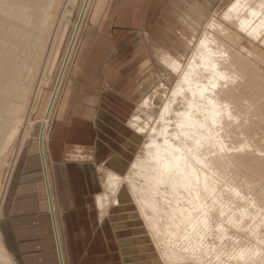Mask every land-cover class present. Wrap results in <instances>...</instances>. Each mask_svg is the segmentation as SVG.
<instances>
[{"label": "rangeland", "instance_id": "1", "mask_svg": "<svg viewBox=\"0 0 264 264\" xmlns=\"http://www.w3.org/2000/svg\"><path fill=\"white\" fill-rule=\"evenodd\" d=\"M49 1L0 0V52L3 54L0 53V247L4 249L2 219L13 191L15 194L20 184L36 179L37 138L48 100L56 93V79L84 5V0ZM181 1L91 0L62 73L50 122L45 128L47 142L57 138L61 143L63 140L79 143L87 150L96 148L103 156L99 164L91 160L96 184L88 188L91 201L81 202L94 218L92 227L83 235L88 243L95 241L88 264H173L160 259L162 255L156 238L151 236L135 201L125 202L127 209L119 208L114 201L104 223L100 222L99 210L94 205L95 194L107 190L103 178L108 163L122 154L121 149L124 151L121 159L132 167L131 185L132 182L139 185L146 179L135 172L137 168L133 162L147 159L151 150V154H159L162 163L160 150L166 147L167 140L173 142L170 150L175 161L165 173L174 180L166 179L169 184L161 183L157 194L161 206L157 212L161 229L158 245L180 251L178 256H183L185 264L264 262V84L246 78L240 89H230L221 100L213 98L210 95L218 93L225 78L213 75L217 68L213 66V54L201 49L207 31L220 34L213 30L211 22L221 23L233 34L231 39L224 34L219 37L234 44L255 66L257 74L264 76V22L261 21L264 13L254 18L262 29L255 37L249 34L248 28L239 27L242 19L239 15L234 21L227 18L226 12L236 0H207L211 6L200 9L201 14L190 8L188 0H184V4ZM241 12L244 16L249 10ZM22 13L27 15H17ZM32 16H36V21ZM39 37L42 39L38 43ZM214 48L218 49L216 44ZM166 54L182 63L178 70L168 66L172 73L170 78L159 66L160 62L165 65L162 60ZM185 75L190 77L191 87L196 79L204 85L197 83L202 87L198 92L186 88L184 93H178L172 109L167 112L166 103L172 92L180 89L183 84L180 78ZM230 83L225 86L227 89L231 88ZM233 90L234 93L249 91L248 95L241 94L243 99L238 100L246 110L243 114L235 112ZM8 102L24 107L6 108L10 106ZM12 108L18 111L21 119L19 116L13 118L16 112H12ZM195 111L199 114L195 115ZM137 116L144 129L140 130L141 139L136 141L129 120ZM12 125L16 127L15 134L8 138ZM200 159L206 164L199 162ZM182 166L190 173L196 171V190L191 185L185 186L189 178L180 171ZM195 180L192 177V182ZM125 184L129 185L128 180ZM148 213L152 215L151 210ZM205 219L207 224H204ZM110 221L118 226L117 237ZM128 237L137 238L135 240L141 242L137 244L147 247L146 252L124 255L116 243L118 238ZM197 244L207 247L192 252L191 246ZM243 251H248L249 255L244 256ZM9 255L13 263L7 264H17L15 257ZM131 255L137 257L134 259ZM3 259L0 258V264H5ZM175 263L182 264L179 260Z\"/></svg>", "mask_w": 264, "mask_h": 264}, {"label": "crops", "instance_id": "2", "mask_svg": "<svg viewBox=\"0 0 264 264\" xmlns=\"http://www.w3.org/2000/svg\"><path fill=\"white\" fill-rule=\"evenodd\" d=\"M188 1L191 2L190 8L198 12L211 6L207 0ZM181 2L184 4V0ZM134 139L139 140L138 137ZM63 141L61 143L57 138H53L51 143L46 141L41 153L38 140L36 153L39 164L34 168L37 169L34 170L37 171L34 173L37 175L36 179L20 184L15 194L13 191L10 196L2 222L5 227V247L15 257L17 264H88L92 256L95 241L88 243L83 235L92 227L94 218L81 202L91 201L88 198V188L96 184L93 177L94 163L91 160L95 159L99 164L102 152L96 148L87 150L85 145L79 143ZM120 152L123 154L124 151L121 149ZM121 155L117 154L105 170L103 181L107 190L96 193L94 197V205L99 210L100 222L103 223L108 219L111 204L116 202L113 195L109 194L108 174L120 173L128 166ZM95 167L98 168V165ZM99 197L104 200L103 206L99 204ZM117 206L128 208V205L121 203H117ZM114 207L115 205L112 206L113 209ZM110 222L114 231L112 233L117 237L118 226ZM135 239L137 238H118L116 245L124 255L146 252L147 247L137 244L141 242ZM131 256L134 259L137 257Z\"/></svg>", "mask_w": 264, "mask_h": 264}, {"label": "bare ground", "instance_id": "3", "mask_svg": "<svg viewBox=\"0 0 264 264\" xmlns=\"http://www.w3.org/2000/svg\"><path fill=\"white\" fill-rule=\"evenodd\" d=\"M20 1V0H19ZM44 1V0H43ZM52 0H50L49 2H51ZM55 1H57V0H55ZM90 1L91 0H84V5H83V8H81V10H80V19H79V21H78V23H77V25H76V28H75V31H74V33H73V35H72V38H71V43H69V46H68V48H67V51H66V53H65V55H64V59H63V66L61 67V71H60V74H59V77H58V79H56L57 81H56V85H55V92L56 93H53V95H52V97H51V99L50 100H48V103H47V106H46V116H45V120H44V123H43V125H42V130H43V132L41 133V135L39 134V136H38V140L40 141V147L42 148V150H44V148H45V143H46V141H47V137H46V132H45V128L46 127H48L47 126V124L50 122L49 121V118H51V117H49L50 115H51V112H52V108H53V106H54V103H55V99H56V96H57V94H58V90H59V88H60V79H61V76H62V73H64L63 71H64V69H65V66H66V64H67V62H68V60H69V58H70V56H71V53H72V50H73V48H74V44H75V41H76V38H77V35H78V33H79V30H80V28H81V23H82V21H83V18H84V15H85V13H86V11H87V9H88V7H89V4H90ZM38 2V1H37ZM40 2H41V0H40ZM235 3L234 4H232V6H231V8L226 12V15H227V18L228 19H230L231 21H234L235 20V18L236 17H241L242 19L240 20V22H239V27H241L242 29H246V28H248L247 30H248V32H249V34L250 35H252V36H255V37H257L258 35H259V33H260V31L262 30L261 29V27L259 26V24H258V21H255L256 19H254V18H256V16L258 17V15L261 13V12H263L264 13V0H236V1H234ZM52 3V2H51ZM56 3V2H55ZM59 3V2H58ZM69 3V2H68ZM71 3V2H70ZM73 3V2H72ZM57 4V3H56ZM9 5V4H8ZM10 5H11V3H10ZM49 5H50V3H49ZM48 5V6H49ZM53 4H51V8H52V10H53V8H54V6H52ZM55 5V4H54ZM58 5V4H57ZM74 5V4H73ZM0 6H2L1 4H0ZM37 6H38V4H37ZM47 6V5H46ZM47 6V7H48ZM14 7V6H13ZM55 7L57 8V6L55 5ZM16 8V7H15ZM23 8V7H22ZM45 8V7H44ZM43 8V9H44ZM49 9H50V11L53 13V11L51 10V8L50 7H48ZM55 8V9H56ZM1 9V8H0ZM10 9V8H9ZM13 9V8H12ZM25 9V8H24ZM23 9V10H24ZM54 9V10H55ZM66 9H67V7H66ZM244 9H248L249 10V12L247 13V15L245 14L244 16H243V14H240V13H243V12H241L242 10H244ZM40 10V9H39ZM39 10H37V11H39ZM42 10V9H41ZM40 10V11H41ZM13 11V10H12ZM11 11V12H12ZM15 11V10H14ZM13 11V12H14ZM17 11V10H16ZM15 11V13H18V11L20 12V11H22V10H18L17 12ZM29 11H31V9L29 10L28 9V13H30ZM43 11V10H42ZM45 11V10H44ZM47 11V10H46ZM46 11H45V13H46ZM64 11V10H63ZM71 11H72V9H71ZM231 11H233V12H231ZM246 11V10H245ZM3 10H2V14H3ZM55 12V11H54ZM10 13V12H9ZM40 13V12H39ZM42 13V12H41ZM40 13V14H41ZM66 13H67V11H66ZM7 14V13H6ZM14 14V13H13ZM24 14V16L25 15H27V14H25V13H22V14H17V15H23ZM39 14V15H40ZM44 14V13H43ZM42 14V15H43ZM64 14V13H63ZM29 15V14H28ZM33 15H34V13H33ZM46 15H48L47 13H46ZM239 15V16H238ZM1 16V15H0ZM38 16V15H37ZM52 16H53V14H52ZM55 16V15H54ZM63 16V15H62ZM43 17H44V15H43ZM45 17H47V16H45ZM44 17V18H45ZM13 18V17H12ZM20 18V17H19ZM26 18H28V16L26 17ZM30 18V17H29ZM40 19H41V17H39ZM44 18H42V21L43 20H45ZM49 18V17H48ZM54 18V17H53ZM61 18V17H60ZM65 18V17H64ZM263 19L261 20L262 22H264V17H262ZM10 19V18H9ZM32 19L34 20V21H36V16H35V18L32 16ZM31 19V20H32ZM38 19V18H37ZM62 20H63V18H61ZM257 19H260V18H257ZM2 20V19H1ZM11 20V19H10ZM31 20H30V22H31ZM47 20V19H46ZM15 21V20H14ZM17 21V20H16ZM34 21H32L33 22V24L35 23ZM38 21H40L39 19H38ZM48 21V20H47ZM51 20H49V22H50ZM1 22V21H0ZM31 22V23H32ZM44 22V21H43ZM52 22V21H51ZM63 22H64V20H63ZM20 23V22H19ZM37 23V22H36ZM39 23H42V22H39ZM58 23V22H57ZM24 24H25V22H24ZM23 24V25H24ZM29 24V23H28ZM45 24V23H44ZM1 25V24H0ZM10 25H12V24H10ZM17 25V24H16ZM31 25V24H30ZM37 25V24H36ZM40 25V24H39ZM38 25V26H39ZM56 25V24H55ZM14 26V25H13ZM28 26V25H27ZM32 26V25H31ZM40 26H43V25H40ZM49 26H51V25H49ZM211 26H212V28H213V30H216L217 32H220V34L222 35V34H224L226 37H228L229 39H231L232 38V34H233V32H232V30L231 29H227V28H225V27H223L222 25H221V23H218V22H216V21H212L211 22ZM263 26V25H262ZM18 27V26H17ZM20 27V26H19ZM44 27V26H43ZM60 27V26H59ZM58 27V28H59ZM8 28V27H7ZM11 28V27H10ZM15 28V27H14ZM39 27H37V29H38ZM63 28V27H62ZM12 29H13V27H12ZM37 29H35L36 30V32H37ZM41 29V28H40ZM39 29V30H40ZM44 29V28H43ZM8 30V29H7ZM9 30H11V29H9ZM9 30H8V32H9ZM19 30V29H18ZM32 30V29H31ZM50 30H51V27H50ZM60 30V29H59ZM15 31V30H14ZM21 31V30H20ZM33 31H34V29H33ZM41 31H42V29H41ZM46 31V30H45ZM64 31V30H63ZM236 31V30H235ZM12 32H13V30H12ZM47 32V31H46ZM18 33V32H17ZM25 33V32H24ZM44 33V32H43ZM59 33V32H58ZM19 34V33H18ZM28 34H30V33H28ZM33 34H35V33H33ZM32 34V35H33ZM37 34V33H36ZM35 34V35H36ZM41 34H42V32H41ZM46 34V33H45ZM48 34H49V32H48ZM219 34V35H220ZM11 35H12V33H11ZM15 35H16V33H15ZM27 35V34H26ZM38 35V34H37ZM42 35H44V34H42ZM47 35V34H46ZM61 35V34H60ZM64 35V34H63ZM219 35L216 33H214V32H211V31H207V35H205L203 38H202V45H203V47L201 48L202 50H209L212 54H213V66H217V68H214V71H213V75L214 76H222V77H224L225 78V83L219 88V90H218V93H213V94H211L210 96H212L213 98H215V99H218V100H221V99H223L224 98V96L227 94V91H229L230 89H232V88H236V89H240L241 88V86L242 85H244L243 84V81L246 79V78H251L253 81L254 80H257L259 83H260V85H263L264 84V76H262L261 74H257V72L255 71V66L251 63V62H249V59L248 58H246L245 56H244V54H242L240 51H238V49L236 48V47H234V44L233 45H231V44H228V43H226V42H224L221 38L222 37H219ZM25 36V35H24ZM29 36V35H28ZM39 36V35H38ZM38 36H34L33 35V37L35 38H37ZM236 36V35H235ZM2 37V36H1ZM23 37V36H22ZM32 37V36H31ZM32 37V38H33ZM44 37V36H43ZM34 38L32 39V40H34ZM40 38L41 37H39L38 38V43H39V40H40ZM58 38V37H57ZM235 38V37H234ZM3 39V38H2ZM31 39V38H30ZM42 39V38H41ZM61 39V38H60ZM4 40H7V38H4ZM35 40H37V39H35ZM44 40V39H43ZM236 40V39H235ZM41 41V40H40ZM54 41V40H53ZM35 42V41H34ZM37 42V41H36ZM55 42V41H54ZM44 43H45V41H44ZM58 43V42H57ZM7 44V43H6ZM32 44V43H31ZM37 44V43H36ZM214 44H216L217 45V47H218V49H215L214 48ZM8 45V44H7ZM40 46V45H39ZM36 47V46H35ZM39 48V47H38ZM37 48V49H38ZM11 49V48H10ZM51 49V48H50ZM42 50V49H41ZM6 51V50H5ZM39 51V50H38ZM38 51H36V52H38ZM55 52V51H54ZM1 53V52H0ZM32 53V52H31ZM34 53V52H33ZM2 54V53H1ZM5 54H6V52H5ZM27 54V53H26ZM25 54V55H26ZM41 54V53H40ZM47 54V53H46ZM52 55V54H51ZM58 55V54H57ZM182 56H183V54H181ZM2 56H3V54H2ZM21 56H22V54H21ZM28 56V55H27ZM31 56V55H30ZM49 56V55H48ZM9 57V56H8ZM7 57V58H8ZM34 57H35V54H34ZM51 57V56H50ZM24 58V57H23ZM28 58V57H27ZM33 58V57H32ZM2 59V58H1ZM11 59V58H10ZM251 59V58H250ZM2 61H4V59L2 60ZM15 62H16V60H14ZM22 61H23V59H22ZM28 61V60H27ZM44 61V60H43ZM164 63H165V65H166V67H165V65L163 64V63H159L160 65V67H161V70H163V72L164 73H166V74H168L167 76H169V78L171 77V75H172V73H171V71H170V69L168 68V66H170L172 69H175V70H178L180 67H181V65H182V63H181V61H179L178 59H176V58H174V57H172L171 55H169V54H166L165 56H163V60H162ZM15 62H14V64H15ZM49 62H50V59H49ZM18 63V62H17ZM23 63V62H22ZM32 63H34V62H32ZM2 64V63H1ZM7 64V63H6ZM10 64V63H9ZM30 65H31V63H29ZM24 65H26V64H24ZM33 65V64H32ZM258 65V64H257ZM15 66H17L16 64H15ZM48 66V65H47ZM52 66V65H51ZM5 67V66H4ZM33 67V66H32ZM45 67V66H44ZM2 68V67H1ZM28 68V67H27ZM26 68V69H27ZM51 68V67H50ZM5 69V68H4ZM8 69V68H7ZM10 69V68H9ZM47 69V68H46ZM259 70V69H258ZM24 71H26V70H24ZM35 71V70H34ZM173 71V70H172ZM6 72H8V71H6ZM22 72V71H21ZM20 73V72H19ZM46 74V73H45ZM257 74V75H256ZM10 75V74H9ZM12 76H14V75H12ZM11 76V77H12ZM32 76V75H31ZM33 76H34V74H33ZM3 77V76H2ZM16 79V78H15ZM20 80H21V78H20ZM19 80V81H20ZM180 80H182V85L180 86V89H175L174 90V92H172V95L170 96V98L168 99V101H167V103H166V109H167V112L170 110V109H172V104L174 103V101H175V99H177V96H178V93H184L185 92V90H186V88L187 89H194V90H196V92H198V90L200 91L201 90V88L202 87H198L197 86V83H201L202 85H200V86H203L204 85V83H202L201 82V80L200 79H196L193 83V85H192V87H191V80H190V77L188 76V75H185L184 77H182V78H180ZM33 81V80H32ZM8 82H10V81H8ZM15 82V81H14ZM22 82H24V81H22ZM231 82V83H230ZM230 83V85H231V88H226L225 86H227L228 84ZM18 84V83H17ZM1 85V84H0ZM15 85V84H14ZM27 85V84H26ZM31 85H32V82H31ZM30 85V86H31ZM18 86V85H17ZM22 86V85H21ZM11 87V86H10ZM247 87H248V85H247ZM248 88H250V87H248ZM23 89V88H22ZM28 89V88H27ZM192 89V90H193ZM9 90V89H8ZM11 90V89H10ZM14 91V90H13ZM21 91V90H20ZM234 91L235 90H233V94H235V96H236V98H235V102L233 103V106H234V108H235V112H242V114L243 113H245V109H244V106H243V104H240L239 102H238V100H240V99H243L242 98V96H241V94H246V95H248V93H249V91L248 90H246V91H237V93H234ZM34 92V91H33ZM37 92V91H36ZM9 93V92H8ZM19 93V92H18ZM29 93H30V91H29ZM11 94V93H10ZM186 94V93H185ZM13 95V94H12ZM194 95H196V94H194ZM25 96V95H24ZM0 97H1V95H0ZM4 97V96H3ZM196 97V96H195ZM194 97V98H195ZM27 98V97H26ZM24 99V98H23ZM1 100V99H0ZM2 100H3V98H2ZM14 100V99H13ZM16 100V99H15ZM4 101L5 102H7L5 99H4ZM19 101H21V100H19ZM5 102H3V103H5ZM23 102H24V100H23ZM22 104H25V103H22ZM246 104V103H245ZM1 105H2V103H1ZM6 105V104H5ZM8 105H10V106H7L6 108H10L11 106L12 107H14V109L16 108V106H20L19 105V103L16 105V106H14V105H12V103L11 104H9V102H8ZM251 105V104H250ZM2 106H4V105H2ZM142 106V105H141ZM24 107V106H23ZM23 107H19V108H23ZM264 108V107H263ZM1 109V108H0ZM13 109V108H12ZM12 109H9V110H11L12 111ZM13 109V111L12 112H16V116H14L13 118H16L17 116H19V115H17V110H14ZM248 109V108H247ZM22 110V109H21ZM10 111V112H11ZM259 111V110H258ZM0 114H2V113H0ZM18 114H20V113H18ZM22 114V113H21ZM194 114L195 115H198L199 113L198 112H194ZM229 114V113H228ZM6 115V114H5ZM195 115H192L193 116V118L195 119V120H198L199 121V119L198 118H195ZM226 115V114H225ZM229 115H231V114H229ZM4 116V115H3ZM13 116V115H12ZM21 116V115H20ZM20 116L18 117V118H20ZM189 116V115H188ZM8 117V116H7ZM48 117V118H47ZM133 117H135V116H133ZM233 118L235 117L234 115L232 116ZM23 118V117H22ZM189 118V117H188ZM227 118V117H226ZM21 119V118H20ZM6 120V119H5ZM167 120V119H166ZM195 120H189L190 122L191 121H194L195 122ZM15 121V120H14ZM17 121V120H16ZM19 122V121H18ZM17 122V123H18ZM129 122L131 123V126H133L134 128V130L131 132L132 133V135L134 136V137H138L139 138V140L141 139V133H140V130H143L144 129V127L143 126H141V125H139V116H137L136 118H134L133 120H129ZM9 123V122H8ZM185 124H187V123H185ZM183 126H184V124H183ZM12 127H13V125H12ZM10 128V132H8V138L9 137H11V135L13 134H15V130H16V127H15V125H14V127L13 128ZM185 127V126H184ZM6 129V128H5ZM9 129V128H8ZM49 129V128H48ZM185 129V128H184ZM246 129V128H245ZM1 130V129H0ZM158 131V130H157ZM163 131V130H162ZM164 132V131H163ZM165 133V132H164ZM234 134L235 135H237V130H236V128L234 129ZM2 138V137H1ZM0 138V139H1ZM7 141H9V139L7 140ZM2 142V141H1ZM155 143V142H154ZM166 147H164V148H161V150H160V155H161V157L163 158V162L162 163H160V161H159V154L158 153H156V152H154L153 154H151L152 153V151L151 150H149L150 151V155L148 156V158L147 159H140V160H136V161H134L133 162V164L136 166L135 168H137V171H135L136 173H138V175H140V176H143L144 177V179H146L145 180V183L144 184H139V185H136L134 182H132V185H131V179H132V174H131V171H132V167H130V166H126L125 167V169H127V171H125V169L123 170V171H121L120 173H116V172H109V174H108V178H107V185L109 186V189H110V193L109 194H111V195H113V198H115L116 199V202L117 203H121V204H125V202L127 203V202H131V201H135L134 202V204L136 205V206H138V210H140V213H141V215H144L145 216V218H144V216H143V219L144 220H146L145 222H146V225H147V227L149 226V231H150V233H151V236H154L155 238H156V244H157V246H158V250H159V252H160V254L162 255L161 257H160V259H162L164 262H172L173 264H177V263H175L177 260H179V262L180 263H182V264H185L184 263V260H183V256H178V254H181V252L179 251H177V250H175V249H169L168 250V248L167 247H161L160 245H158L159 243H158V240H159V237H158V233L160 232V226H159V224H158V219H159V214H157V212H158V209H160L161 208V206H160V204L158 203V193H159V190L161 189L160 188V184L161 183H163V184H169V179L170 180H174V178L173 177H171V176H169V175H167L166 173H165V171H167V170H170L169 169V166L171 165V164H173L174 163V161L175 160H173L174 159V157L175 156H171V151L172 150H170L171 148H170V145H172L173 144V142H171V140H167L166 141ZM155 145H157V143L155 144ZM2 146H4V145H2ZM174 147V146H173ZM156 150V149H155ZM154 151V150H153ZM174 151V150H173ZM197 156H199V154H197ZM197 156H196V158H197ZM178 161H180V159L178 160ZM199 162H201V163H203V164H206V161L205 160H203V159H200L199 160ZM179 169H180V171L183 173V174H185V175H187V177L189 178L188 180H187V182L185 183V186H186V184L187 185H191L192 187H194L195 188V190H196V183H197V180H198V175L196 174V171H194V172H192V173H190V172H188L187 171V169L184 167V166H182V167H179ZM132 173H134V172H132ZM192 174V175H191ZM190 176V177H189ZM192 177H194L196 180L194 181V182H192ZM135 179H137V178H135ZM166 179H168V180H166ZM128 180V183H129V185L128 186H131V187H128L127 186V184H125L126 183V181ZM130 181V182H129ZM107 186V187H108ZM198 203H200V200H199V202ZM99 204L101 205V206H103L104 205V200H103V198L102 197H99ZM107 206V205H106ZM148 210H151L152 211V215H150L149 213H148ZM204 211V210H203ZM204 224H207V219H205L204 220ZM160 242V244H161V241H159ZM188 247V246H187ZM187 247H185V248H187ZM207 246H200L199 244H197V246L196 247H194V246H191V251L193 252H197V250H201L202 248L204 249V248H206ZM180 250V249H179ZM170 252V253H169ZM242 254L244 255V256H248L249 255V253H248V251H243L242 252ZM253 254H255V252H253ZM0 258H4L3 260H4V263L5 264H7L9 261L10 262H12V260L10 259V255H9V252H8V250L7 249H4L3 247L1 248L0 247ZM262 261V260H261ZM261 261H260V263H261ZM2 263V262H1ZM13 263V262H12ZM261 264H264V262H262Z\"/></svg>", "mask_w": 264, "mask_h": 264}, {"label": "water", "instance_id": "4", "mask_svg": "<svg viewBox=\"0 0 264 264\" xmlns=\"http://www.w3.org/2000/svg\"><path fill=\"white\" fill-rule=\"evenodd\" d=\"M42 132H43V130L41 129L40 135H41ZM41 153H43V152H42V148H41Z\"/></svg>", "mask_w": 264, "mask_h": 264}]
</instances>
